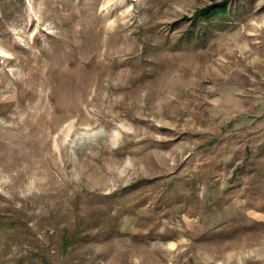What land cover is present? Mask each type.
Returning a JSON list of instances; mask_svg holds the SVG:
<instances>
[{"label": "rangeland", "instance_id": "374dc122", "mask_svg": "<svg viewBox=\"0 0 264 264\" xmlns=\"http://www.w3.org/2000/svg\"><path fill=\"white\" fill-rule=\"evenodd\" d=\"M0 264H264V0H0Z\"/></svg>", "mask_w": 264, "mask_h": 264}, {"label": "trees", "instance_id": "16d2710c", "mask_svg": "<svg viewBox=\"0 0 264 264\" xmlns=\"http://www.w3.org/2000/svg\"><path fill=\"white\" fill-rule=\"evenodd\" d=\"M230 12V6L226 2L222 4H213L208 6L202 12L197 14L198 20H203L202 22H211L212 20L219 18L221 16H227Z\"/></svg>", "mask_w": 264, "mask_h": 264}]
</instances>
